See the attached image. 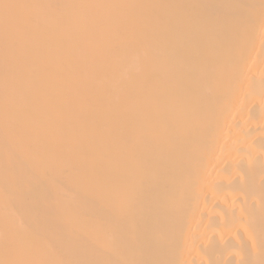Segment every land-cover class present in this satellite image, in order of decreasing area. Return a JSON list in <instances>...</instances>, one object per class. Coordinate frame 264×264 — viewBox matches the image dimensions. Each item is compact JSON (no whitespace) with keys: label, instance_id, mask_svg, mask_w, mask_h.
Returning <instances> with one entry per match:
<instances>
[{"label":"bare ground","instance_id":"bare-ground-1","mask_svg":"<svg viewBox=\"0 0 264 264\" xmlns=\"http://www.w3.org/2000/svg\"><path fill=\"white\" fill-rule=\"evenodd\" d=\"M0 264H264V0H0Z\"/></svg>","mask_w":264,"mask_h":264}]
</instances>
